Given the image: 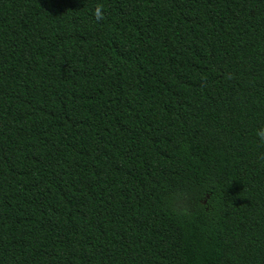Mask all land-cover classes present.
<instances>
[{
    "label": "trees",
    "instance_id": "obj_1",
    "mask_svg": "<svg viewBox=\"0 0 264 264\" xmlns=\"http://www.w3.org/2000/svg\"><path fill=\"white\" fill-rule=\"evenodd\" d=\"M0 264H264V0H0Z\"/></svg>",
    "mask_w": 264,
    "mask_h": 264
}]
</instances>
